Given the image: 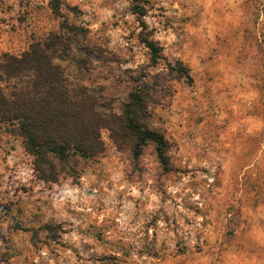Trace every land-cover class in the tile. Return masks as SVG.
<instances>
[{
  "label": "clouds",
  "instance_id": "obj_1",
  "mask_svg": "<svg viewBox=\"0 0 264 264\" xmlns=\"http://www.w3.org/2000/svg\"><path fill=\"white\" fill-rule=\"evenodd\" d=\"M0 264H264V0H0Z\"/></svg>",
  "mask_w": 264,
  "mask_h": 264
}]
</instances>
